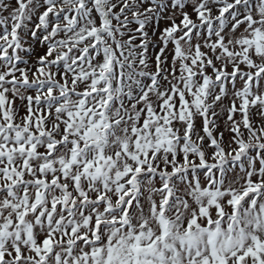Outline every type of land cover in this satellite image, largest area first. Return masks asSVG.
<instances>
[{
  "label": "snow or ice",
  "instance_id": "1",
  "mask_svg": "<svg viewBox=\"0 0 264 264\" xmlns=\"http://www.w3.org/2000/svg\"><path fill=\"white\" fill-rule=\"evenodd\" d=\"M0 264H264V0H0Z\"/></svg>",
  "mask_w": 264,
  "mask_h": 264
}]
</instances>
